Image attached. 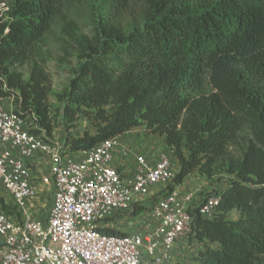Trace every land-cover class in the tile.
Returning a JSON list of instances; mask_svg holds the SVG:
<instances>
[{"label": "trees", "instance_id": "16d2710c", "mask_svg": "<svg viewBox=\"0 0 264 264\" xmlns=\"http://www.w3.org/2000/svg\"><path fill=\"white\" fill-rule=\"evenodd\" d=\"M2 1L0 98L52 137L45 61L31 65L28 81L12 68L31 64L39 47L70 42L78 64L59 112L67 130L84 117L95 132L67 137L64 154L135 129L161 137L179 166L170 189L195 172L228 176L201 202L220 197L211 219L198 204L189 210L194 264H264V0ZM77 9L90 35L79 34ZM4 198L0 211L15 216Z\"/></svg>", "mask_w": 264, "mask_h": 264}, {"label": "built area", "instance_id": "2783aa9c", "mask_svg": "<svg viewBox=\"0 0 264 264\" xmlns=\"http://www.w3.org/2000/svg\"><path fill=\"white\" fill-rule=\"evenodd\" d=\"M8 11L0 0V19ZM33 128L37 123L0 105V184L17 213L0 211V264H174L177 244L191 231L195 204L180 185L169 188L179 171L172 155L138 153L129 175L123 161L133 152L120 137L73 159ZM43 164L50 168L47 176L41 175ZM39 186L51 195L41 214ZM219 203L213 195L197 207L211 219ZM137 208L145 209L151 223L123 237L102 232L110 219L131 216Z\"/></svg>", "mask_w": 264, "mask_h": 264}, {"label": "rangeland", "instance_id": "374dc122", "mask_svg": "<svg viewBox=\"0 0 264 264\" xmlns=\"http://www.w3.org/2000/svg\"><path fill=\"white\" fill-rule=\"evenodd\" d=\"M75 17L80 23L79 34L90 35L91 27L88 23L87 16L84 12L77 9L74 10ZM45 61L44 69L50 76V90L51 94L49 96V105L51 109V117L54 125V130L52 137H48L47 134L41 130V128H36L41 130V138L49 139L50 141L63 145L65 139L69 136L76 137L81 136L85 132L94 133L92 123L81 117L74 127L69 131L66 129L63 124L60 109L61 104L57 100V96L63 92L64 88L69 84L72 74L77 67V52L70 42H52L50 46L39 47L37 48L36 53L32 58L31 64L19 68L14 67L13 70L19 71L24 75L26 81L30 77V68L35 62ZM11 102V101H10ZM30 123H36L33 117H28ZM135 131V130H134ZM131 137H134L135 140L143 138L141 140L142 144L147 147L152 148V153H168L172 155V151L166 148L164 142L156 135H152L146 132L144 129H138L137 132H134ZM149 153V152H147ZM149 153V154H152ZM41 172L45 175L50 174V168L44 166L41 167ZM228 176L221 175L215 177L213 180H209L206 177L202 176L198 172H195L189 175L185 181L179 186L180 190L184 193H190L193 195L194 204L201 203L207 196L214 194L215 192L220 191L226 187ZM45 191V190H44ZM42 192L43 196L46 192ZM0 197H5L4 199L7 203H13L12 196L4 189L3 185L0 184ZM51 202L50 193L43 197L40 201V209L37 212L41 214L42 211H45L49 208ZM235 217V213H232L231 218ZM148 224L146 213L143 215L134 217L129 216L128 214L117 222L116 228L121 231H133L138 228H143ZM197 246L190 244L188 237L186 236L181 242L177 244V249L174 253V264H194L193 257L196 253Z\"/></svg>", "mask_w": 264, "mask_h": 264}, {"label": "crops", "instance_id": "0c3cea01", "mask_svg": "<svg viewBox=\"0 0 264 264\" xmlns=\"http://www.w3.org/2000/svg\"><path fill=\"white\" fill-rule=\"evenodd\" d=\"M0 105L5 107L6 109L11 110V109H13V100L10 99V98H7V99H1L0 98ZM137 131H138V129H135V131L132 130V131H129V132L125 133L124 135L119 136L120 139L124 143H126L127 145H129L131 147L132 152H133V156L132 157H130L127 160L123 161L124 166L126 167V170L129 173V175L133 174L134 169H135L134 155H136L138 153L140 154V153H143V152L146 153V154L152 153L151 152L152 151L151 147H147L144 144H142V142H141V140H143L142 137L137 139V140H135L134 137H131V135L134 132H137ZM159 138L163 141V139L161 137H159ZM147 152H149V153H147ZM66 156H67V158L81 159L80 153L67 154ZM40 171H41V169H40ZM41 175L47 176V175L43 174L42 172H41ZM38 190H39V198H40L39 199V205H40L41 199L47 195V190L44 187H42V186H39ZM43 191L46 192V194L44 196L42 194ZM147 220H148V223H151V221L148 218H147ZM117 222H119V220L109 221L108 228L109 229H114L116 231H121V230L116 228ZM121 232L129 233L131 231H129V232L128 231H121Z\"/></svg>", "mask_w": 264, "mask_h": 264}]
</instances>
